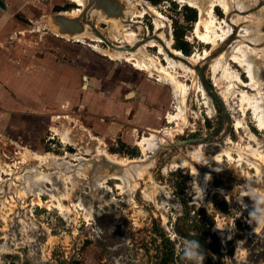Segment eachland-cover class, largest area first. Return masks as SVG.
<instances>
[{"label":"rangeland","instance_id":"1","mask_svg":"<svg viewBox=\"0 0 264 264\" xmlns=\"http://www.w3.org/2000/svg\"><path fill=\"white\" fill-rule=\"evenodd\" d=\"M1 1L4 4L0 2V167L9 163L13 173H2L5 180L0 179L3 186L0 206L1 200L8 201L0 209V264H162L168 253L172 260L166 264H204L207 257L211 258L212 264H264V224H260L264 221V162L261 160L260 172L245 163L240 164L236 149L263 144L264 129L257 126L250 107L245 112L240 109L239 95L232 97L233 109H228L229 113L223 116L221 106L212 94L215 106L212 114L203 95L192 94L189 104L194 112H189V123L184 132H176L174 141L153 155L154 162L148 167L150 173L146 172L140 179L130 201L128 193L118 189L117 182L121 181L115 178L108 179L110 190L104 188L95 195L96 178L88 170L73 198L76 200L80 194L86 207L92 206L93 216H88L83 208L62 214L53 205L55 199L47 193L40 195L42 205L31 192L23 197L18 194L26 184L23 178L19 181L15 177L28 175L29 169L37 163L34 158L22 160L26 149L58 155L78 151L64 142L56 129L74 127L73 130L80 132L87 128L95 138H102L109 152L139 157L142 152L136 145L135 133L147 134L149 129L138 130L137 125L174 126L176 123H169L168 115L175 111L176 98L170 82L160 81L147 71H139L130 61L112 59L91 45L96 43L107 48L109 45L105 41L89 37L85 42L68 39L57 35L50 23L41 19L48 14L72 10L78 5L75 1ZM147 1L164 14L168 26L165 30L167 33L172 31L176 48L186 55L212 50L211 44L196 36L199 20L196 8L176 0ZM263 6L264 1L259 0L247 12L234 10L231 14L216 6L215 14L219 20L230 24L233 14L255 18L254 13ZM137 7L141 8V5ZM136 19L143 22L132 26L139 32V38L156 33L153 13ZM139 24L143 27L139 28ZM232 24L230 38L220 42L199 63L205 79L214 88L210 60L223 51L230 57V46L240 39L239 29L245 22L240 26ZM97 25L109 36V23L100 21ZM176 33L180 35L179 39ZM109 40L113 42L111 38ZM257 45L264 47V38ZM158 49L148 47L153 54H159ZM160 56L167 64L165 55ZM231 67L243 80L250 81L239 63L232 60ZM180 78L192 84V78ZM144 81L158 83L160 88H151ZM102 97L125 102L137 100L139 106L144 102L148 111L135 108L127 116L117 114L124 123L117 124L114 129L107 128L103 133L97 124L102 121V116L96 108L99 101H103ZM108 102L109 99L103 101ZM156 111L162 114L160 119ZM106 116L109 118L106 121L112 123V113L108 112ZM237 120L242 121L244 127L237 128ZM227 135L233 141L230 145L236 149L233 158L229 160L224 156L223 168L211 172L206 187H202L198 173H192L191 165L166 169L179 153L189 155V149L201 142L196 138H205L202 140L204 152L212 157L220 152ZM95 144V139L89 140L92 148ZM85 156L96 160L92 152ZM190 159L200 168V174L209 172L208 164L214 163ZM41 168L51 172L56 170L45 164ZM150 175L161 187L155 194L156 199L146 197L144 192L146 185L152 184ZM242 190L247 191L246 203L239 199ZM100 195H104L103 198ZM22 220L27 223L26 230H23Z\"/></svg>","mask_w":264,"mask_h":264},{"label":"bare ground","instance_id":"2","mask_svg":"<svg viewBox=\"0 0 264 264\" xmlns=\"http://www.w3.org/2000/svg\"><path fill=\"white\" fill-rule=\"evenodd\" d=\"M73 1L78 4L76 7H74L72 10H66L60 13L78 15L81 13L82 8L88 5L87 0ZM126 1L133 2L136 5L134 12L129 13V21L123 28H116L112 24L111 20H109V36H107V38H111L115 44L119 42L118 45H121L120 47L123 48L116 49L110 46L103 48L100 44L96 43L91 45L97 50L102 51L104 54L109 55L112 59H124L126 61H130L137 69H139V71H147L148 74L154 76L160 81L170 82L176 100L174 102L175 111L169 112L168 119L169 123L175 122L176 124L174 126L162 128L151 127L148 128L149 133L143 135H137L135 133L136 145L140 147L142 152V156L135 158H130L128 156L124 157L116 153L109 152L106 149V144L102 138H95L96 136L90 134V131H88L87 128H82L80 132L73 130L74 127H66L63 130L56 129L64 142L70 144L72 147L78 150L75 153L67 151L63 155L50 152L39 154L26 149L25 152L22 153V160L26 162L27 159L34 158L37 160V163L34 165V167L29 169L30 172L28 171V175L21 174L15 177L18 180L23 178L24 183L26 184L25 187H22V189L19 190L18 194L22 196L27 195L28 192H31L37 196V198H35L37 199L38 204L42 205L43 201L41 200L40 195L42 193H47L49 196L55 199L56 202L53 205L58 208L62 214H69L72 211H78L79 208H83V210H86L88 216H93L92 206L86 207L87 205H85V201L83 202V198L80 196V194L76 200L73 198L77 188H80L81 186L79 185L80 182L85 181L84 177L88 175L86 174L87 170L92 177L96 178L97 189L94 190L95 195H97V191H100L101 189L106 188L107 190H110L108 179L115 178L121 181L117 182L118 189H120L122 192L128 193L130 196L129 201L130 199H133L131 194L139 186L140 179L143 178V175H145L146 172L150 173V170L148 171V167L154 162L153 155H155L162 146H167V144H170L172 141H174L173 138L176 132H184L185 127L189 123V112H194L189 104L192 94H202L204 103L206 106H208L209 113L212 114L214 112L215 106L211 97L212 95H210V92L203 84L196 68L197 66H200L199 63H201V61L206 59L212 53L213 49L217 48L220 42L230 38L232 30L231 27L233 26L232 23H236L240 26L242 22H245L244 25L240 26L242 29H239L240 39L236 40V42L232 43L230 46V57H228L226 52L223 51L217 53V56L210 60V68L212 69L213 81L216 87L215 90L225 101L229 110L233 109V104L231 102L232 97L239 95L240 109L245 112L250 107L253 110L259 129H264V47H258L257 45L258 42L260 44V41L264 38V6L259 11L254 13L255 18L250 17L249 15H241L238 13L233 14V22L230 24L226 20H219L215 14L216 6H220L225 11V13L231 14L234 10H237L238 12H245L250 6L252 7V5L256 4L259 0H176L181 4L191 5L198 9L199 20H197L196 23V36H198L201 41L212 45V50L206 49L204 53L195 52L192 55H186L181 49L174 46L173 33L171 30H169L170 33H167V30H165V28H168L167 24L165 23V16L155 5L151 4L150 1L147 0ZM0 2L2 3L1 0ZM137 5H141V8H138ZM149 12L153 13L155 16V34L161 41L157 38L150 37L148 40L141 43L143 38L138 37L139 32L132 28L131 21L143 23L141 22V19L136 18H142L146 13ZM141 27H143V25L139 24V28ZM56 32L57 35L64 36L68 39L73 38L83 42H85L87 39L84 38V35L71 37L59 33L58 30H56ZM100 32L103 33L101 30ZM91 39L94 38L91 37ZM95 40L99 42L104 41L100 37L95 38ZM149 46L158 47L159 54H153L149 52ZM162 54L165 55L167 64L162 61V57L160 56ZM232 60L245 68L250 81L243 80L239 72L231 67ZM182 76L192 78V84L189 85L186 80L181 79L180 77ZM250 90L255 92H251ZM235 126L237 128L242 126L244 127L243 122L240 120L235 122ZM92 139L96 140L94 148L89 145V140ZM232 142L233 141L231 140L230 136H225L220 152H217V154L214 156L209 157L206 156L203 149L205 144L201 141L198 145H195L194 148L189 149L188 156L184 155L183 153H179L172 164L167 166L166 169H169V167L171 169H176L178 167L187 168L189 165H191L192 173H198L197 178L201 180L203 184L202 187L204 188L207 185L208 177H211V172L219 171L223 168V161H225L224 156H227L229 160L233 158V150L235 149V146L233 147L230 145ZM236 149L238 150V161L240 164L245 163L256 168L259 172L261 171L263 165L261 160L264 162V143L258 145L257 147L248 145L246 149H243L242 147ZM91 152L96 156V160H91L89 157L85 156ZM190 158H194V160H198L201 163H207L210 160H212L214 163L208 164L209 172L200 174V168L198 169L197 166L192 164V160ZM74 160H78V162H75ZM42 164H45L48 167L51 166L53 169L56 168V170L53 172H51V170L45 171L41 168V166H43ZM114 164H117L118 166H114ZM8 166L9 163L1 164L0 179L5 180L3 179L4 177L2 173H13L12 169H10ZM263 169L264 168H262V171ZM150 178L152 180V184L146 185L144 192L146 197L154 198L155 194L158 192V190H160L161 187L153 179L152 175H150ZM200 180H198V182ZM11 183L17 184L16 181H12ZM70 183L72 185H69ZM198 185L200 187V184ZM202 187L201 189H203ZM0 192H3V186L1 184ZM103 196L104 195H100L99 197L103 198ZM246 196L247 191L242 190L239 195V199L246 203ZM6 200H1V206H5V203L8 202ZM1 206L0 209L2 208ZM65 216L66 215H64V217ZM220 224L218 225L219 227L221 226ZM26 226V221H23V230H26ZM226 227L227 226H225V228Z\"/></svg>","mask_w":264,"mask_h":264},{"label":"water","instance_id":"3","mask_svg":"<svg viewBox=\"0 0 264 264\" xmlns=\"http://www.w3.org/2000/svg\"><path fill=\"white\" fill-rule=\"evenodd\" d=\"M136 5L133 2L126 0H89L88 5L84 6L81 13L78 15H70L65 13L48 14L41 19L50 23V28L58 30L59 33L68 35L71 37H77L84 35V38H98L103 39L110 47L121 49V45L115 44L110 41L103 33L98 29L97 23L99 21H105L106 23L111 20L112 24L116 28H123L126 26L129 20V13L134 12ZM158 38L155 33L151 36ZM150 36L143 38L142 42L148 40ZM199 72L200 78L210 92L214 99L219 102L223 116L229 113L228 107L225 101L219 96L215 88L205 79L204 74L200 66L196 68ZM197 141L205 140V138H196ZM114 166H118L114 164Z\"/></svg>","mask_w":264,"mask_h":264},{"label":"crops","instance_id":"4","mask_svg":"<svg viewBox=\"0 0 264 264\" xmlns=\"http://www.w3.org/2000/svg\"><path fill=\"white\" fill-rule=\"evenodd\" d=\"M146 83H148L150 85V87L152 88L153 86H157V88H160L159 84L156 83H150L149 81H144ZM142 89H144L142 87ZM118 93V92H117ZM116 93V95H117ZM115 94V92H114ZM153 94V92L151 91L150 93V96ZM104 95V94H103ZM157 97V96H156ZM158 98V97H157ZM103 101L104 99H109V102L107 104L100 102L98 103V105H96V108H97V111L100 112V115L102 116L100 119H102V121L100 120L97 124L99 127H101L103 133L106 131L107 128H115V126L117 124L121 125V123H124V121L122 122L117 116V114H120L121 116H127V114H130L135 108H140V111L142 112H145V111H148L147 109V106L145 105V103L143 102L140 106L137 104V100L133 101V100H130V101H123L121 99L117 100L115 98H104L102 97ZM109 113H112V119H113V122H107L106 119H109V118H106L108 116H106V114ZM159 112V111H156V113ZM155 113V114H156ZM156 116L158 117V119H160L162 117V114L159 112L156 114ZM105 117V118H104ZM141 124V125H140ZM137 129H142V128H151V127H156L155 124H152V126H145L144 123L142 125V123H139V125H137ZM120 128V127H119ZM117 128V129H119ZM134 128V127H133ZM99 132H101L99 130Z\"/></svg>","mask_w":264,"mask_h":264},{"label":"trees","instance_id":"5","mask_svg":"<svg viewBox=\"0 0 264 264\" xmlns=\"http://www.w3.org/2000/svg\"><path fill=\"white\" fill-rule=\"evenodd\" d=\"M154 2L157 0H153ZM176 38L179 39L180 38V35L178 33H176ZM180 48H184V47H180ZM172 260V257H171V253L167 255V257L164 259V261L162 262V264H166L168 261H171ZM204 264H212V261H211V258L210 257H207L206 260H205V263Z\"/></svg>","mask_w":264,"mask_h":264},{"label":"flooded vegetation","instance_id":"6","mask_svg":"<svg viewBox=\"0 0 264 264\" xmlns=\"http://www.w3.org/2000/svg\"><path fill=\"white\" fill-rule=\"evenodd\" d=\"M87 4H88V0H87ZM189 6H191V5H189ZM191 7H194V6H191ZM194 8H196V7H194ZM197 9V8H196ZM198 10V9H197ZM132 20V19H131ZM129 21V20H128ZM132 22V26H133V23H137V22H135V21H131ZM197 23V22H196ZM104 34V33H103ZM156 35V34H155ZM106 36V35H105ZM107 37V36H106ZM158 37V36H157ZM108 39H110V38H108ZM158 40H160L159 38H157ZM161 41V40H160ZM100 42H102V41H100ZM104 42V41H103ZM113 43H114V41H113ZM119 43V42H118ZM247 88H249V87H247ZM214 111H215V109H214ZM231 111V110H230ZM258 126V125H257ZM229 136V135H228ZM223 140H224V138H223Z\"/></svg>","mask_w":264,"mask_h":264},{"label":"clouds","instance_id":"7","mask_svg":"<svg viewBox=\"0 0 264 264\" xmlns=\"http://www.w3.org/2000/svg\"><path fill=\"white\" fill-rule=\"evenodd\" d=\"M260 223H261V224H264V221H261Z\"/></svg>","mask_w":264,"mask_h":264}]
</instances>
